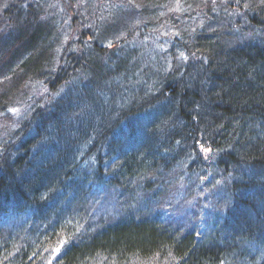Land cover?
Instances as JSON below:
<instances>
[{"label": "trees", "instance_id": "trees-1", "mask_svg": "<svg viewBox=\"0 0 264 264\" xmlns=\"http://www.w3.org/2000/svg\"><path fill=\"white\" fill-rule=\"evenodd\" d=\"M79 1L0 3V264H264V0Z\"/></svg>", "mask_w": 264, "mask_h": 264}, {"label": "rangeland", "instance_id": "rangeland-1", "mask_svg": "<svg viewBox=\"0 0 264 264\" xmlns=\"http://www.w3.org/2000/svg\"><path fill=\"white\" fill-rule=\"evenodd\" d=\"M1 1L2 0H0V3H1ZM6 1L7 0H3V3L6 2ZM83 1L84 0H80L79 3L76 2L75 5H73V4L72 5L67 4L66 5V8H67V10L69 12H73V11L76 10L75 13H74V15L76 14V12H77V14L80 13V15H82L81 13L83 12V9H85L87 11V13H91V15H93L94 12L97 13L98 11H104V10H106V7H104V3L105 2H110V1H113L115 3L124 2V1H126L127 3H130L131 2V0H120V1L119 0H95L97 2V4L95 2V4H96L95 6H90L89 4H87V0H85V2H83ZM82 2H83V4H82ZM98 3H99L100 6L97 7ZM0 9H1V7H0ZM240 15H242V14H240ZM240 15L234 14V16H237V17H239ZM1 21L2 20L0 19V27L1 26L3 27V22H1ZM136 21L137 22H142L141 19L140 20H136ZM237 22L238 23H242L243 26H246L247 25V23H246L247 20L244 17V15H242L239 18H237ZM147 33H148L147 34L148 35V38H150V40H151V41H149V43H150V46L152 47V49H157L159 43H160V45H162L164 43L163 41L166 38V37H164L165 33L163 35L159 34L158 32H154V31L147 32ZM236 34H237V36H236V39L235 40H239V41L241 39L242 40H246L247 38L252 37V34L247 33L243 29H241V31L240 32H237ZM158 35H160V37ZM156 55H158V54H156ZM23 110L20 109L18 111H15V113H12L10 111L8 114H5L4 113L3 115H0V128H4V127H2L3 124H4V121H2V119L4 118L5 115L9 116L8 119H10V117L12 116L14 118V120H16L15 122L20 123L21 119L22 118H26V116L29 115L28 113H30L28 109H23ZM15 122L13 121V123H15ZM13 125L14 124H12V127H13ZM14 128H15V126H14ZM205 182L206 181L202 182L200 185L197 186V187H199L200 191L203 192V193H200V194H202L204 198L206 197V190H207V187L205 185L206 184ZM97 187L98 186H96V191H97L96 192L97 194L95 195L96 198H100V197L103 198L106 195H108V197L102 203L97 202L95 198H92L91 204L87 208L88 209V212L87 213L89 215H91L90 219L93 222L98 220V218L95 219L94 216H93V214H96L97 212L105 213L107 210H110V209L111 210L113 209V210H115L117 212L120 210V204L119 203H116L117 198H116L115 194H110V192H113V189L110 188V192H109V190H108L109 188L107 186L105 187V189L102 188V190L99 189V188H97ZM209 192H211V191H209ZM209 192H207V193H209ZM184 197H185V200H184L185 202H184V204H183V206L181 208L174 207V206H170L173 203L169 199H165L164 201H162L161 203H159V207L157 206L156 208H158V210H160L161 212L166 211L167 208L169 209V212H168L167 217L164 216V218H163L167 222L174 223L175 225H178V224L179 225L180 224H183L184 225L185 224L184 226H187V227H191V226H193V225L196 224L197 226H200L202 229H204L206 231L207 220H209L211 216L208 217V212L207 211L205 212V208L207 210L208 209L215 210V208L212 207V204L211 205L205 204V206L203 205L202 207H199L198 208L197 207V200H195V198L193 200L187 198L185 196V194H184V190L183 191H180V192L174 193V198L176 199V201H175L176 203L177 202H181V199L180 198L183 199ZM208 203H211V202L208 201ZM94 204H97V206L94 207ZM134 206L136 207V205H133V207ZM197 209H198V211H195ZM216 211H218V208H217ZM216 211H215V213H216ZM101 217H104V216H101ZM99 220H100V218H99ZM93 226H97V223H94Z\"/></svg>", "mask_w": 264, "mask_h": 264}]
</instances>
